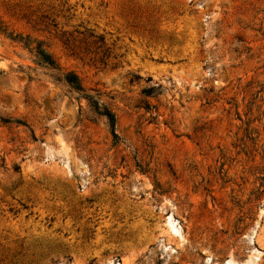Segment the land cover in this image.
<instances>
[{
	"label": "rangeland",
	"instance_id": "1",
	"mask_svg": "<svg viewBox=\"0 0 264 264\" xmlns=\"http://www.w3.org/2000/svg\"><path fill=\"white\" fill-rule=\"evenodd\" d=\"M233 263L264 264V0H0V264Z\"/></svg>",
	"mask_w": 264,
	"mask_h": 264
},
{
	"label": "trees",
	"instance_id": "2",
	"mask_svg": "<svg viewBox=\"0 0 264 264\" xmlns=\"http://www.w3.org/2000/svg\"><path fill=\"white\" fill-rule=\"evenodd\" d=\"M38 55L40 56L43 63H45L46 65H48L50 67L56 66V63L54 61H52V59H50V57H48V55L46 54L45 51L39 50ZM66 81L74 89L79 90V91H83V87H82L79 79L75 75H67ZM97 108L98 109L100 108L98 104H97ZM103 115L108 118L112 128L115 129V125H116L115 115L111 111H109L108 109H105V112L103 113Z\"/></svg>",
	"mask_w": 264,
	"mask_h": 264
},
{
	"label": "bare ground",
	"instance_id": "3",
	"mask_svg": "<svg viewBox=\"0 0 264 264\" xmlns=\"http://www.w3.org/2000/svg\"><path fill=\"white\" fill-rule=\"evenodd\" d=\"M169 222V221H168ZM171 222H172V220H171ZM175 223V222H174ZM169 227V226H168ZM174 231V230H173ZM176 231V230H175ZM170 232H171V230H170ZM172 233V232H171ZM232 262V261H231ZM234 264V263H233Z\"/></svg>",
	"mask_w": 264,
	"mask_h": 264
}]
</instances>
